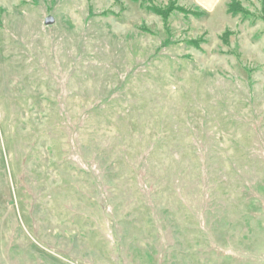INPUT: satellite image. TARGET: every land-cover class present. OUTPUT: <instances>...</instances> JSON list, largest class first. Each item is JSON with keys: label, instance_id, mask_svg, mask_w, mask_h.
I'll use <instances>...</instances> for the list:
<instances>
[{"label": "rangeland", "instance_id": "rangeland-1", "mask_svg": "<svg viewBox=\"0 0 264 264\" xmlns=\"http://www.w3.org/2000/svg\"><path fill=\"white\" fill-rule=\"evenodd\" d=\"M0 264H264V0H0Z\"/></svg>", "mask_w": 264, "mask_h": 264}, {"label": "trees", "instance_id": "trees-1", "mask_svg": "<svg viewBox=\"0 0 264 264\" xmlns=\"http://www.w3.org/2000/svg\"><path fill=\"white\" fill-rule=\"evenodd\" d=\"M227 12L232 16H236L240 12V10L235 4V2L231 1L227 7Z\"/></svg>", "mask_w": 264, "mask_h": 264}, {"label": "water", "instance_id": "water-1", "mask_svg": "<svg viewBox=\"0 0 264 264\" xmlns=\"http://www.w3.org/2000/svg\"><path fill=\"white\" fill-rule=\"evenodd\" d=\"M53 23L52 19H47L45 25H51Z\"/></svg>", "mask_w": 264, "mask_h": 264}, {"label": "crops", "instance_id": "crops-1", "mask_svg": "<svg viewBox=\"0 0 264 264\" xmlns=\"http://www.w3.org/2000/svg\"><path fill=\"white\" fill-rule=\"evenodd\" d=\"M197 6V4H195Z\"/></svg>", "mask_w": 264, "mask_h": 264}]
</instances>
